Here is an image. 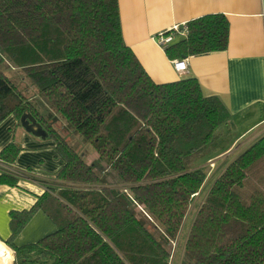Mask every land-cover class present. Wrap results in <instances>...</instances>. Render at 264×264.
I'll use <instances>...</instances> for the list:
<instances>
[{"label":"trees","instance_id":"16d2710c","mask_svg":"<svg viewBox=\"0 0 264 264\" xmlns=\"http://www.w3.org/2000/svg\"><path fill=\"white\" fill-rule=\"evenodd\" d=\"M185 25L186 35L163 48L169 60L226 49L224 15ZM12 68L96 159L86 161L52 121L39 122L6 75ZM10 115L44 130L64 160L54 176L59 183L28 210L10 212L4 244L12 264H170L206 165L229 139L187 168V158L221 143L229 112L217 96H204L195 78L154 83L124 43L117 0H0V122ZM19 151L9 144L0 159L11 164ZM220 167L195 210L179 264H264V134ZM17 182L0 175V184ZM37 211L56 230L12 245Z\"/></svg>","mask_w":264,"mask_h":264},{"label":"crops","instance_id":"0c3cea01","mask_svg":"<svg viewBox=\"0 0 264 264\" xmlns=\"http://www.w3.org/2000/svg\"><path fill=\"white\" fill-rule=\"evenodd\" d=\"M117 2L124 43L154 83L195 78L204 96H217L227 108L230 115L227 125L232 123L236 129L228 136L225 152L212 160L218 165L226 163L264 134L261 0ZM209 14H222L228 22L226 49L188 57L186 72L177 74L172 60L156 43V36L174 25ZM9 144H15L20 151L11 164L0 159V175H13L18 182L16 186L0 184V264H12L13 260L12 250L4 244L11 235L10 212L28 210L48 186L59 183L54 176L64 165L52 139L33 135L11 115L0 122V151ZM55 230L52 221L42 211H37L10 242L14 246L32 244ZM182 250L183 247L177 264Z\"/></svg>","mask_w":264,"mask_h":264},{"label":"rangeland","instance_id":"374dc122","mask_svg":"<svg viewBox=\"0 0 264 264\" xmlns=\"http://www.w3.org/2000/svg\"><path fill=\"white\" fill-rule=\"evenodd\" d=\"M5 73L11 79V81L15 85L18 86V89L23 93V95L30 101V103L36 109L37 115H39V117H40V118H38L39 122L45 121V120H47L48 122L52 121L54 123L53 127L62 136H66L65 138L68 139L70 144L73 146V148L78 153L84 154V158L86 161L89 162V160L97 158V155L94 152L91 145L89 143L84 142L79 135L75 134L73 132V130L66 125L64 120L51 109L48 101L44 97L39 95L38 92L30 85V83L27 81V79L24 77L23 73L20 70L12 68L11 70H7ZM220 129H222V131H223L222 133L224 135V136L222 135L223 140L221 141V143H219V141L217 140L216 144L215 143L212 145L210 144V145L206 146L198 154H194L191 157L187 158L185 161L187 168H189V169L193 168L194 161H196L198 163H205L207 155L212 154L211 151L215 150V147L217 145H219V144H220V146L223 145L226 142L228 136L233 132V130L236 129V127L234 124L230 123L229 125L221 126ZM238 129L239 128H237V132L240 131ZM221 169H222V167H220V165H218L217 162L213 161V160L210 161V163H208L206 165V170H207L206 181L203 185V189L199 193L195 194V196L192 200L189 213H188L186 219H184L181 234H180L179 238L176 239V240H178V239L179 240H178V242L176 241L175 245L173 246L170 264H177L178 256H179L180 251L183 247L182 243H183V240L186 236V232L190 226L191 220L193 219L195 210L202 203V200H203L209 186L215 180L216 176L221 171ZM12 257H13V255H12Z\"/></svg>","mask_w":264,"mask_h":264},{"label":"built area","instance_id":"2783aa9c","mask_svg":"<svg viewBox=\"0 0 264 264\" xmlns=\"http://www.w3.org/2000/svg\"><path fill=\"white\" fill-rule=\"evenodd\" d=\"M261 18L264 20V0H261ZM186 35V25H174L167 31L161 32L156 36V43L164 48L178 37ZM173 69L177 74L182 75L187 69V58L172 61ZM175 245V243H174Z\"/></svg>","mask_w":264,"mask_h":264},{"label":"water","instance_id":"95a60500","mask_svg":"<svg viewBox=\"0 0 264 264\" xmlns=\"http://www.w3.org/2000/svg\"><path fill=\"white\" fill-rule=\"evenodd\" d=\"M20 122L22 127L27 131H30L33 135L45 137L44 130L38 128L37 126H33V123H30V121L27 120L26 116H23Z\"/></svg>","mask_w":264,"mask_h":264}]
</instances>
